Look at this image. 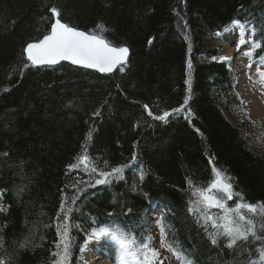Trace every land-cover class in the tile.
I'll return each mask as SVG.
<instances>
[{
	"label": "trees",
	"instance_id": "1",
	"mask_svg": "<svg viewBox=\"0 0 264 264\" xmlns=\"http://www.w3.org/2000/svg\"><path fill=\"white\" fill-rule=\"evenodd\" d=\"M52 7L85 32L102 23L112 46L130 49L124 70L32 66L25 47L50 32ZM236 21L260 44L253 59H264V0H0V258L56 264L65 223V264H80L88 235L105 227L128 230L159 257L147 215L159 204L172 229L168 246L184 264H264L260 241L241 242L248 251L213 246L203 220L188 212L190 202L200 207L196 189L213 180L214 168L239 194L233 205L264 210V127L245 111L236 73L213 61L211 36ZM182 105L167 122L153 118ZM84 155L95 171L69 168ZM103 177L111 183L93 186ZM262 217L248 215L264 239Z\"/></svg>",
	"mask_w": 264,
	"mask_h": 264
},
{
	"label": "snow or ice",
	"instance_id": "2",
	"mask_svg": "<svg viewBox=\"0 0 264 264\" xmlns=\"http://www.w3.org/2000/svg\"><path fill=\"white\" fill-rule=\"evenodd\" d=\"M52 15L56 18L55 22L51 24L50 33L44 35L42 39L38 42L28 43L25 52L27 54V59L31 62L32 66L38 65H56L60 61H70L74 65H80L85 68L97 69L102 73L112 72L117 65L120 66V71L124 70V65L127 60L129 49L126 46L115 47L104 38L103 33L107 32L108 29L101 24L96 25V31L85 32L78 30L74 26H70L68 23L62 22L61 12L57 7H52L50 9ZM235 23L239 24V21ZM245 42L240 40V45L242 46ZM255 48H259L260 44H254ZM239 50V49H238ZM252 52L246 53L249 57L252 56ZM189 67H191V62H189ZM251 67V65H249ZM188 100L184 101L186 105ZM147 108V105L144 106ZM184 110V106L181 108L173 109L172 113L164 112L160 116L153 117L154 119L162 120L167 122V117L171 114L179 113ZM97 115L99 113H96ZM152 116V113H148ZM188 116L191 115L189 111ZM3 155H7L4 153ZM136 156L133 154V161H135ZM88 161V157L84 156L80 158V163H85ZM131 166V165H129ZM79 164L69 165L70 169L78 168ZM95 171V168L92 169ZM122 167H115L112 169L113 174L122 173ZM214 178L209 182L206 187L197 188L196 192L199 196L198 203L200 207L194 208L192 202L188 207V212L197 216V222L201 220L204 222L205 232L208 239L213 246L217 247H227L233 250L248 251L247 249L241 248V242L250 243L251 240L260 241L264 244V239L257 235V225L254 223L253 219H246L245 215L242 214L241 210L246 209L250 213L257 212V205L246 204L242 202L236 203L234 208H230L226 205V200H232L234 194L232 190V184L228 182L230 178H226L221 170L213 169ZM104 177H109L110 173H101ZM122 178V176H118ZM111 183L109 179H96L95 185H103ZM217 193H222V195H214L213 191ZM78 197H73V203L76 202ZM242 200L243 198L240 197ZM218 208L223 210V215L219 217L218 222L214 217L208 214V209ZM61 209H64V203H61ZM72 208H68L67 212H72ZM129 213L131 209L127 210ZM67 220V216L64 217ZM264 219V217H262ZM209 221H211L212 231H208ZM64 231L61 234L60 229H57L58 234L61 235V241L57 244V248H60L63 244V248L60 252L56 253L59 257L56 264H65L70 254L69 244L66 242L68 237V225L65 223L63 225ZM260 231H264V223L260 225ZM134 231V229H133ZM93 237L99 239L102 236H108L117 245L118 261L117 264H150L148 258V252H151V256L155 257L158 253L154 249H149L147 244L140 243L137 244V240L130 235V232L126 229H110L105 227L94 232ZM2 236H0V241H2ZM226 241V244L224 243ZM2 247V244H0ZM24 244L20 245L23 249ZM260 254V261L264 262V247L258 249ZM143 257V261L139 258ZM178 258L180 255L178 254ZM185 264H194L192 260L184 258ZM0 264H14L11 254L5 255L0 258ZM249 264H257L256 261H251Z\"/></svg>",
	"mask_w": 264,
	"mask_h": 264
},
{
	"label": "rangeland",
	"instance_id": "3",
	"mask_svg": "<svg viewBox=\"0 0 264 264\" xmlns=\"http://www.w3.org/2000/svg\"><path fill=\"white\" fill-rule=\"evenodd\" d=\"M237 30H238V25L236 24L231 28V30L228 33L224 34L218 39L213 40V45L217 47L219 52V56H217L216 58L219 61L227 62V64L230 65V63L227 61V57H228L229 49L233 50L236 59L235 63H239V64L230 67L233 68L234 71L236 70L241 71L240 73L239 72L236 73L238 77V84L236 87L237 92L239 93L240 97L242 98L245 104L246 107L245 111L248 113V116L254 122L259 123L261 126L264 127V123L262 121H259L257 117L254 116L253 113L256 112L257 109L255 108L254 103L252 104L254 98H256L259 102L260 101L264 102V60L255 61L252 59L253 56L249 57L248 55H246V53L249 51L253 53L255 47L251 44L250 41L245 42L244 37L242 38V40L245 43L241 46L239 42L240 36ZM227 36H233V42L228 41L226 45V47L228 46V48H225L221 44L223 43L222 41L227 40ZM244 36L248 37V34ZM199 61L203 63L205 59L203 57H200ZM249 65H251V67H249ZM125 160H126L125 158L121 160V163H125ZM126 162H127L126 164L128 165V161ZM77 164H79V167L74 169L91 170L94 168L89 158L86 164L80 163V159L77 162ZM213 194L222 195V193H217L215 190L213 191ZM225 202L228 207L230 208L235 207V205H233L231 200H226ZM263 211L264 210L260 208V206L257 207L256 213H250L246 209L241 210L242 214L245 215L246 219H249L248 218L249 214L254 215L257 218V216L263 215ZM208 214L214 217L218 222L222 223V221H219V217L224 214L223 210L213 207L211 209H208ZM150 216H151V218L149 219L150 226L152 227L155 235L157 248L161 251L159 257L155 256L149 259L150 264H184L183 260L181 258H178V255L175 252H173V248L172 247L170 248L168 246L170 234H171V228H169L167 225V221L163 211H159L157 213L154 210ZM103 240L113 241L108 236H102L98 240L92 237L88 240L87 245H85L82 249L80 256V264H94V261L91 263L89 259H87L90 257L93 259L91 252L89 251V245L93 242H101ZM139 259L143 261L142 256Z\"/></svg>",
	"mask_w": 264,
	"mask_h": 264
},
{
	"label": "bare ground",
	"instance_id": "4",
	"mask_svg": "<svg viewBox=\"0 0 264 264\" xmlns=\"http://www.w3.org/2000/svg\"><path fill=\"white\" fill-rule=\"evenodd\" d=\"M228 41L233 42V36H227L226 41H222L221 44L225 48ZM227 60L230 63V66L237 65L235 63V55L232 49H229ZM247 87V86H246ZM248 92V91H247ZM254 103L255 108L257 109L256 112H254V116L257 117L259 121H262L264 123V102L258 101L256 98L253 99L252 104ZM89 251L91 252V255L93 259L90 257L89 261L92 263L94 261V264H117L118 261V252H117V245L111 240H103L101 242H93L89 245Z\"/></svg>",
	"mask_w": 264,
	"mask_h": 264
},
{
	"label": "water",
	"instance_id": "5",
	"mask_svg": "<svg viewBox=\"0 0 264 264\" xmlns=\"http://www.w3.org/2000/svg\"><path fill=\"white\" fill-rule=\"evenodd\" d=\"M55 17L53 16V23L55 22ZM63 22V21H62ZM78 30H80V29H78ZM81 31H83V30H81ZM50 33V32H49ZM48 33V34H49ZM38 42V41H37ZM32 43H34V42H32ZM26 48V47H25ZM128 48V47H127ZM129 49V48H128ZM24 52H25V50H24ZM25 56H26V58H27V54H26V52H25ZM129 57H130V49H129V53H128V56H127V60H126V63H125V65L128 63V61H129ZM28 60V59H27ZM29 61V60H28ZM30 62V61H29ZM31 63V62H30ZM61 64H68V65H71V66H73V67H76V68H79V69H84V70H88V71H92V72H95V73H97V74H100V75H110V74H113L115 71H117L118 70V68H120V66L119 65H117L116 66V68H114L113 69V71L112 72H107V73H102V72H100V71H98L97 69H92V68H85V67H83V66H80V65H74V64H72L70 61H60L58 64H56V65H52V66H48V65H38V66H35V67H56V66H59V65H61ZM124 65V66H125Z\"/></svg>",
	"mask_w": 264,
	"mask_h": 264
}]
</instances>
